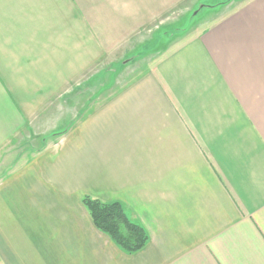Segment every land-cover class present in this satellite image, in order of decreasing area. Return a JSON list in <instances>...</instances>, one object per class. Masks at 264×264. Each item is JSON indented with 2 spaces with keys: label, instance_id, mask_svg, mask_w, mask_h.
Wrapping results in <instances>:
<instances>
[{
  "label": "crops",
  "instance_id": "0c3cea01",
  "mask_svg": "<svg viewBox=\"0 0 264 264\" xmlns=\"http://www.w3.org/2000/svg\"><path fill=\"white\" fill-rule=\"evenodd\" d=\"M202 2L0 0V264H264V0L172 38ZM127 56L146 62L124 84L91 77Z\"/></svg>",
  "mask_w": 264,
  "mask_h": 264
},
{
  "label": "rangeland",
  "instance_id": "374dc122",
  "mask_svg": "<svg viewBox=\"0 0 264 264\" xmlns=\"http://www.w3.org/2000/svg\"><path fill=\"white\" fill-rule=\"evenodd\" d=\"M225 0H203L202 3H199L196 7L189 9L185 12L180 13H174L171 14L169 18L170 25V35L173 37H177L178 35L180 37L184 36L185 39L194 36L195 34L199 33L204 28L208 27L209 24L213 22V20H217L220 16H223L227 14L228 10L230 8H235L234 5L230 7H224L222 10L221 7H218V3L224 2ZM216 6L214 8H210L208 6ZM160 25V24H159ZM164 25V24H162ZM160 25V27L162 26ZM158 26V25H157ZM156 34V38H158ZM156 44L158 42L157 39H155ZM177 42V41H176ZM170 43L171 45L175 44V42ZM155 56L156 53H155ZM127 59L131 60L128 61L130 63L129 65H123L122 63L126 61ZM150 57L148 58V60ZM117 63L114 64V66L119 67L116 70H112L111 67L103 68L101 71H97L100 69L99 67L96 70H93L91 72V77H95L96 79H99L102 81H105L106 85L110 86L112 83H114L117 79V76L119 73L121 74V77L119 80H123V84L128 79V77H133V74H136L137 69V63L141 66V63L146 62V59L143 56H137V57H122L116 60ZM122 67V68H121ZM119 72V73H118ZM110 75L113 76L112 79H110ZM105 78V79H104ZM118 80V82H119ZM16 145L14 143L11 144L10 148L11 150H14V147ZM22 149V148H21ZM19 151V150H17ZM21 151V150H20ZM14 152V153H13ZM16 151H12V155L15 154Z\"/></svg>",
  "mask_w": 264,
  "mask_h": 264
},
{
  "label": "trees",
  "instance_id": "16d2710c",
  "mask_svg": "<svg viewBox=\"0 0 264 264\" xmlns=\"http://www.w3.org/2000/svg\"><path fill=\"white\" fill-rule=\"evenodd\" d=\"M84 204L89 209L95 225L110 235L127 253L140 250L148 241L145 229L128 217L120 202H103L86 196Z\"/></svg>",
  "mask_w": 264,
  "mask_h": 264
}]
</instances>
